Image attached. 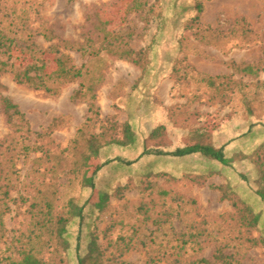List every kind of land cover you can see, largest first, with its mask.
Returning <instances> with one entry per match:
<instances>
[{"label": "rangeland", "instance_id": "374dc122", "mask_svg": "<svg viewBox=\"0 0 264 264\" xmlns=\"http://www.w3.org/2000/svg\"><path fill=\"white\" fill-rule=\"evenodd\" d=\"M0 37V60L17 71L36 63L46 65L39 74L52 72L64 55L83 73L50 81L51 90L18 83L12 70L0 76V264L19 259L33 203H85L100 164L85 219L43 248L46 262L78 264V244L86 254L94 239L107 256L119 254L125 237L135 246L119 259L131 264L222 254L230 264H264V0H0ZM120 40L131 56L114 52ZM2 96L24 117L9 116ZM159 125L164 135L150 145H224L232 165L200 154L124 161ZM244 206L260 214L256 227Z\"/></svg>", "mask_w": 264, "mask_h": 264}, {"label": "trees", "instance_id": "16d2710c", "mask_svg": "<svg viewBox=\"0 0 264 264\" xmlns=\"http://www.w3.org/2000/svg\"><path fill=\"white\" fill-rule=\"evenodd\" d=\"M69 1H75V0H69ZM140 8V6H135V9ZM197 10L199 12L202 11L203 6L201 3H198L196 6ZM196 22H200V15H197L195 17ZM102 23H100V31L103 32L104 38H110L112 35L111 33H106V28L104 27V20H101ZM44 37H49L48 33H43ZM6 37V36H5ZM9 37L7 36V39ZM121 38L125 39L124 36H121ZM3 37H0V46L2 45ZM12 40V39H11ZM120 42L123 44V42L120 40ZM126 44L119 45L118 49L114 51L116 54H118L121 57L124 56H131L134 52L130 48L126 47ZM80 51L85 52V49L83 48H77ZM112 51V49H109ZM133 52V53H132ZM98 54V53H97ZM64 55L60 57L58 68L53 70L52 72H45L43 74H39V70H44L46 65L43 64L41 67H39L36 63H32L30 65H27L25 69L23 70H15V63L9 64L7 61L0 60V76L2 72H5L7 70H12L14 72V78L18 83H28L35 88L38 89H46L51 90L50 85L48 83L50 81L57 82L59 80L64 81H72L76 78L82 77V70L78 68L75 64H68L65 60H63ZM8 67H10L8 69ZM32 71H36L37 73L35 75H31ZM244 72L247 73H256L257 69L253 65H247L243 69ZM2 105L4 108V111L9 116H14L16 114L20 115L21 117H24V114L19 110V107L17 104L12 102L9 98L2 96L1 97ZM127 129H130L131 127H128ZM166 128L164 125H159L156 127L151 135L147 138V141L144 143V149L140 153V155L137 156V158L130 159L125 158L123 159L128 164L134 163L136 160H139L141 157L147 155V154H155V156H162V155H171V156H177L180 158L188 157L194 154H200L204 157H207L213 161H217L225 166L232 165V158L228 157L225 151L224 145L220 148H215L213 144L211 143H205L203 141L198 142H190L186 144L185 146H179L174 150L165 151L162 144H156V145H150L148 142L149 140H157L159 138H162L164 135ZM132 136V133H131ZM130 140L132 142L124 143L120 142V144H133L135 141V137H131ZM92 152H98V148L96 146L93 147ZM87 164L88 161L85 157V163H81L79 168L82 170V183H86V173H87ZM103 164L97 165L95 169L93 170L90 178V182L86 186L91 188L92 193L87 198L85 203L80 204L77 201H75L74 198L69 199L66 205L62 206H56L53 203V200L51 199H41L40 202H34L31 206L33 210L34 216H36V221L32 224V228L30 229L29 233L24 237V241H22V246L18 250L19 253V259H15L12 261V264H52L49 262H46L43 258V248L49 247L55 238H61L65 235L67 232V225L73 218H78L80 220L85 219V210L91 207V203H93L95 194L97 192L95 178L99 171L102 169ZM80 173V172H79ZM222 193V198L225 199H231L227 189L224 187H218ZM166 193V192H165ZM257 194L264 199V184L262 187L257 189ZM237 202H234V205L237 206ZM58 208V209H56ZM245 211V215L250 216L251 219L249 222L246 223V225L250 227H256L258 225L260 214L255 213L254 210L249 206H244L242 208ZM158 222V221H157ZM47 238V239H46ZM121 241L126 243L123 247L119 246V250L121 253L119 254H113L112 256H107L105 250L102 249L101 245L97 242V240H92L90 243V248L88 249L86 254H82L79 252V244L77 247V257H78V264H131L126 261H122L119 258L120 256H123L125 252L133 248L135 245H132V240H127L125 237H120ZM21 241V239H19ZM119 243L118 241L116 242ZM112 244V243H110ZM118 246V245H117ZM230 255H218L214 256L215 260L212 261L208 258H200L196 261L198 264H230Z\"/></svg>", "mask_w": 264, "mask_h": 264}]
</instances>
